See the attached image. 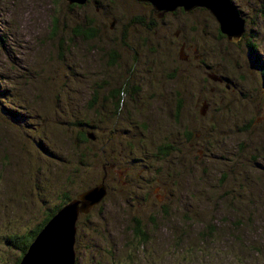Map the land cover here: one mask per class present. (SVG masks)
I'll return each mask as SVG.
<instances>
[{
	"label": "rangeland",
	"instance_id": "obj_1",
	"mask_svg": "<svg viewBox=\"0 0 264 264\" xmlns=\"http://www.w3.org/2000/svg\"><path fill=\"white\" fill-rule=\"evenodd\" d=\"M230 1L245 20L235 44L211 38L206 8L158 21L136 0H0V264L103 175L104 199L76 221L75 264H264V0ZM188 20L234 81L201 119L206 82L174 36Z\"/></svg>",
	"mask_w": 264,
	"mask_h": 264
},
{
	"label": "water",
	"instance_id": "obj_2",
	"mask_svg": "<svg viewBox=\"0 0 264 264\" xmlns=\"http://www.w3.org/2000/svg\"><path fill=\"white\" fill-rule=\"evenodd\" d=\"M69 4H83L86 0H66ZM149 3L157 16L181 7L189 11L195 7L206 8L218 23L219 30L228 40L237 41L245 31V20L230 0H136ZM178 58L182 59L180 51ZM86 138L94 140L93 132ZM105 175L89 189L78 193L62 205L40 228L18 264H49L46 253L53 248L57 264H75V233L79 214H88L106 195ZM50 254V253H48ZM49 258V257H48Z\"/></svg>",
	"mask_w": 264,
	"mask_h": 264
},
{
	"label": "flooded vegetation",
	"instance_id": "obj_3",
	"mask_svg": "<svg viewBox=\"0 0 264 264\" xmlns=\"http://www.w3.org/2000/svg\"><path fill=\"white\" fill-rule=\"evenodd\" d=\"M96 1L97 0H86L83 4H72V5L84 6L90 3L95 4ZM143 3H146V2H143ZM177 9L183 10V8L181 7ZM197 9L199 8H194V9H191L185 12H188L189 14H191L195 12ZM96 10H98V7H96ZM167 13H164V15L160 17L158 21L162 20L166 16ZM135 14H139V15L134 16ZM135 14L131 15V22L135 24H142L144 22V15L140 11H137ZM134 18H135V21H134ZM157 23L153 18H151V20L146 23V27L147 29L150 30L153 28V26H157ZM197 26H198L197 21L191 22L188 20L184 33L181 32L180 29H176L174 32V36H175V40H180L176 42L178 52L179 51L182 52L184 56V57L182 56L183 58L182 59L180 58V60L191 64L195 69L199 70L202 75V79L206 82V88L208 91V95L199 96L197 98V103H195V105L192 106V109H191L194 117L196 119H201V118H205V115H207V113L209 112V108L214 104L217 93H220V91L222 90L234 91V89L232 88L234 81L228 73L223 71V68H224L223 65L216 61L215 56L209 53V51H207L201 46L200 41L203 39L205 30L200 32ZM125 28H126L125 22L118 20L117 18H114V17L110 19L109 29L113 34L118 35V39L120 42H123V39L126 35ZM211 38L214 40H216L217 38H224L226 42L229 44L237 43V42L228 41L225 35H223L219 31L218 25L214 26V33L211 35ZM247 44H248L249 52L251 53L255 48V44L250 39L247 40ZM113 52L116 53L117 51L113 49ZM137 57H138L137 52L129 54V58L131 61L132 59L136 60ZM252 59H255L256 61L260 60V58H257L255 55L252 56ZM113 62L115 63L116 60L114 61L113 59ZM182 102H183L182 99H175V111L178 112V110L182 106ZM256 117H257L258 122L262 123V126L264 128V109L260 110V108H258V113ZM250 123H251L250 120H248L245 126L249 125ZM252 123L255 124L254 119L252 120ZM81 215L86 216L87 214H83V213L79 214L78 219Z\"/></svg>",
	"mask_w": 264,
	"mask_h": 264
},
{
	"label": "trees",
	"instance_id": "obj_4",
	"mask_svg": "<svg viewBox=\"0 0 264 264\" xmlns=\"http://www.w3.org/2000/svg\"><path fill=\"white\" fill-rule=\"evenodd\" d=\"M66 1V0H65ZM67 2V1H66ZM68 4H69V2H67ZM70 5H72V4H70ZM73 6V5H72ZM74 33L75 34H78V35H81V36H83V37H85V38H90V37H92V36H94L95 35V29H89V30H87V31H85V32H83L82 30H81V28L78 26V27H75L74 28ZM220 31V30H219ZM224 35V34H223ZM117 53V52H116ZM115 52H113V51H110V53H109V58H110V60L112 61V63H114L113 62V59H114V61L116 60L117 61V59L119 58V54L117 53L116 54ZM81 137H82V140H85V136L83 135V134H81ZM167 148H168V146L167 147H165L164 149H161L160 148V151L163 153V154H165L166 153V150H167ZM50 218V215L49 216H47L45 219H44V221L46 222L48 219ZM44 222V223H45ZM43 223V224H44ZM43 224L41 225V227L43 226ZM40 227V228H41ZM40 228L38 229V230H36V231H34V233H32V238L30 237V238H28V240H24V242H23V246H22V253H21V256L25 253V251L27 250V247L29 246V244H30V242L33 240V238H34V236L37 234V232L40 230ZM140 232H141V230H139ZM9 240L10 241H13V244L14 245H17L18 246V248H19V245H18V243H17V241L15 240H13L12 239V237H9Z\"/></svg>",
	"mask_w": 264,
	"mask_h": 264
},
{
	"label": "bare ground",
	"instance_id": "obj_5",
	"mask_svg": "<svg viewBox=\"0 0 264 264\" xmlns=\"http://www.w3.org/2000/svg\"><path fill=\"white\" fill-rule=\"evenodd\" d=\"M241 38H239L236 42H238ZM50 253V254H48ZM46 258H44V262H48L49 264H57V263H54L52 260L55 258V251L52 249H50L46 255H45ZM49 257V258H48Z\"/></svg>",
	"mask_w": 264,
	"mask_h": 264
}]
</instances>
